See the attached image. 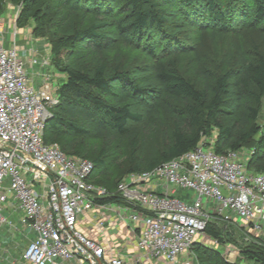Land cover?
Here are the masks:
<instances>
[{
  "label": "built area",
  "instance_id": "2783aa9c",
  "mask_svg": "<svg viewBox=\"0 0 264 264\" xmlns=\"http://www.w3.org/2000/svg\"><path fill=\"white\" fill-rule=\"evenodd\" d=\"M6 24L0 16V228L10 191L24 211L23 221L36 232L23 253L27 262L189 264L182 261L183 255L213 216L256 233L263 230L264 172L250 171L248 156L243 158L239 150L216 152L214 139L204 136L193 149L150 170L132 172L117 184L138 232L135 257L127 261L83 231V218L93 209L106 208L108 203L97 200L109 192L89 180V159L44 141L50 109L58 103L57 90L47 77L41 87L33 85L15 44L16 26L12 46L4 45ZM29 53L32 65L48 63L47 57L38 59L35 50ZM157 180L165 185L162 192L151 186ZM169 186L192 193L180 198ZM94 228L104 234L103 218Z\"/></svg>",
  "mask_w": 264,
  "mask_h": 264
},
{
  "label": "trees",
  "instance_id": "16d2710c",
  "mask_svg": "<svg viewBox=\"0 0 264 264\" xmlns=\"http://www.w3.org/2000/svg\"><path fill=\"white\" fill-rule=\"evenodd\" d=\"M44 2L22 0L23 7L16 24L24 27L30 19H44L42 13L47 6ZM180 2L188 6L184 8L185 12L204 11L223 27L228 22L220 7L221 0ZM117 3L116 10L124 14L114 24L121 38L130 36L140 41L152 28L164 33L167 15L159 0H117ZM251 4L243 22L246 25L264 23V0H251ZM55 5L56 9L77 5L95 13L110 12L113 8L111 0H55ZM6 6L4 2L0 5V16ZM110 25L105 20L91 21L84 26H73L57 39L49 38L53 53L51 64L65 74V80L57 88L58 103L50 109L43 138L45 142H57L65 153L87 158L93 163L89 180L106 187L109 192L97 201L124 203L116 187L125 176L150 170L187 152L204 136L214 132L213 148L216 152L249 147L247 168L264 172V122L259 124L257 121L264 97V53L257 45L253 47L252 56L244 59L242 69L236 73L233 101L229 104L231 71L220 72L211 82L205 81L198 86L195 80L178 69L176 60L171 57H155L154 86L139 85L121 63L110 65L104 56L115 40L103 31ZM33 34L43 35L42 28L34 27ZM82 43L100 58L98 63L85 70L71 63L80 59V52L76 58L71 53L78 51L76 46ZM61 48L66 50L62 57L59 55ZM134 105L142 112L133 111ZM161 109L168 112L172 121L168 143L156 157L141 163L138 158L139 134L128 124L145 120L152 126L159 122ZM115 136L126 141V156L121 164L119 156L109 150L110 143L116 141ZM90 140H95V144L91 146ZM179 190L175 196H188L187 191ZM222 222L225 221L213 216L204 229L207 237L216 240L218 246L230 240L222 233ZM232 224L240 229L237 224ZM190 248L196 264H264V243L261 242L239 245V257L234 260L228 259L219 247L198 240Z\"/></svg>",
  "mask_w": 264,
  "mask_h": 264
},
{
  "label": "rangeland",
  "instance_id": "374dc122",
  "mask_svg": "<svg viewBox=\"0 0 264 264\" xmlns=\"http://www.w3.org/2000/svg\"><path fill=\"white\" fill-rule=\"evenodd\" d=\"M159 1L167 15L164 33L161 32L162 30L152 28L147 31V34L143 35L140 41L130 36L125 38L118 36L114 24L124 14L116 10L118 8L117 0H111L113 8L110 12L98 11L97 13L89 9L82 10L83 8H79L77 5H73L67 9H56L55 0H45L44 3L47 6L44 7L42 13L45 16L44 19H30L24 27L27 28L29 37H34L32 38L33 41L39 39L36 42L37 48L51 62L53 53L51 52L49 38L57 39L62 33L69 32L73 26H84L91 21L105 20L111 25L104 28L103 31L114 37L115 40L111 43L110 49L104 56H106L110 65L121 63L122 67L135 77L139 85L145 87L154 86L155 82L152 75L155 57H171L176 60L178 69L195 80L198 86L203 85L205 81L211 82L220 72L231 71L233 75L230 79L231 95L227 99V103L231 104L233 101L235 76L242 69L244 59L252 56L254 45H257L258 49L264 53V23L254 22L246 25L243 22L246 13L252 6L251 0H221L222 5L220 7L228 19L225 27L216 20L211 19L204 11L195 9L185 12L184 8L187 9L188 6L180 4V0ZM240 1L242 2L238 3ZM3 2L7 6L4 12H2L1 17L6 19L7 23H12L10 26L4 28L3 36L5 44L7 45L8 41L11 42L13 27L16 26L15 41L18 45L23 44L25 48H28L31 46V41L22 38V34L25 32L23 30L20 32L19 30L22 27L18 23L16 24L18 15L23 7L22 0H0V5ZM243 4L244 7L242 6ZM81 11L84 12L82 13ZM34 27L38 29L42 28L43 35L35 36L33 34ZM76 49L78 51L75 50L71 55L76 58L81 53V57L77 61H71L74 67L83 70L89 69L100 60L98 56L89 51L85 43L79 44L76 46ZM150 51L153 52L151 53ZM65 52L66 50L61 48L59 55L62 57ZM60 76L61 72L55 70L53 71V75L51 74L50 80L52 82L59 81ZM173 103L176 104L175 102ZM132 109L133 111L142 112V109L137 105H134ZM159 117V122L152 126L145 120L141 122H129L128 124L130 128L135 129L139 134L138 158L141 163L149 161L154 156L156 157L163 145L168 143L172 122L170 115L166 110L161 109ZM257 121L259 124L264 122V97L262 98V110ZM214 136L215 132L207 138L214 139ZM115 137L114 140L116 141L110 143L109 150L116 157L119 156L118 162L121 164L126 156V141L120 136ZM89 143L92 146L95 144V140H90ZM239 153L245 158L251 153V149L245 147L239 150ZM181 192H184V190H181ZM187 192L188 194L192 193L191 190ZM221 225H223V235L227 239L230 238L224 245L218 246L217 241L210 239L205 233L200 234L198 240L208 245L219 247L226 257L227 255H231L230 260L239 257V245L252 242L264 243L259 236L263 234L262 231L256 233L249 230L248 227H241L237 224L240 227L238 229L229 222H222ZM234 250L237 253L236 257L232 256V253L235 252ZM183 256L182 261L185 260L187 262L188 260L189 264H196L191 248ZM152 264L161 263L153 261Z\"/></svg>",
  "mask_w": 264,
  "mask_h": 264
},
{
  "label": "crops",
  "instance_id": "0c3cea01",
  "mask_svg": "<svg viewBox=\"0 0 264 264\" xmlns=\"http://www.w3.org/2000/svg\"><path fill=\"white\" fill-rule=\"evenodd\" d=\"M11 24V22L7 23L6 27L10 26ZM21 30L25 32L22 34V38L31 41V46L25 48L23 44L18 45L16 41L15 44L18 45L17 47L19 48V54L25 61V66L31 77L33 85L37 88L41 87L44 79L47 77L53 87H55L57 90L59 84L65 80V74L61 72L59 81L52 82L50 80L51 74L53 75V71L57 69L52 66L50 61L43 65H32L30 63L31 57L29 55V49H33L36 51V53H38V55L35 54L38 59H40V57H44L45 55L36 46V42L39 39L33 41L32 38L34 37H29V34H27V28L22 27L19 31L21 32ZM4 45L6 47L12 46V40L11 42L8 41L7 45L4 41ZM155 182H152V188L156 192H162L165 189V185H163L162 181L160 180ZM168 188L174 194H177L180 191L179 189H175L170 186ZM6 195L7 200L4 203L2 210L6 220L0 228V264H30L23 258V253L28 247L29 243L34 239L36 232L26 222L23 221L25 216L24 211L18 206L17 200L14 199L12 193L7 191ZM106 203H108L106 208L101 210L93 209L86 214L87 216L83 218V222L81 224L82 230L88 235L98 238L100 241L105 243L108 248L113 247V249L118 250L120 254H122L125 259L129 261L135 257L138 252L136 248V238L138 233L136 225L128 217L129 212L124 210L123 202L113 201ZM117 211H119L123 218H119ZM101 218H103V226L105 230L103 235L97 234L94 228L95 222ZM262 232L263 234H260L259 236L264 242V228ZM232 254L234 257L237 256L236 251ZM230 257L231 255H227L228 259H231Z\"/></svg>",
  "mask_w": 264,
  "mask_h": 264
}]
</instances>
